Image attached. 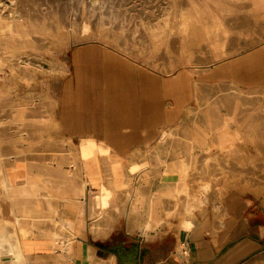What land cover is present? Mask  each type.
<instances>
[{"label": "rangeland", "instance_id": "1", "mask_svg": "<svg viewBox=\"0 0 264 264\" xmlns=\"http://www.w3.org/2000/svg\"><path fill=\"white\" fill-rule=\"evenodd\" d=\"M87 43L104 45L165 77L194 74V95L179 124L132 159L115 160L109 147L74 142L57 128L58 97L71 52ZM258 54L256 63L252 57ZM0 70V154L5 166L33 158L46 142L53 160L61 151L68 166L81 156L83 168L89 159L104 157L112 173L121 174L110 177L111 184L118 185L126 175L132 211L136 204L147 216L146 229L156 227L158 238L174 243L177 255L193 226L211 218L223 221L236 209L244 213L253 208L262 212L259 221L264 223V0H0ZM193 134L196 142L204 137L199 147L192 148ZM175 162L180 167L172 178L186 179L190 198L200 206L182 223L185 195L177 202L164 198L155 223L143 208L148 203L137 201V192L146 187L152 190L149 194L156 193L162 174ZM132 171L139 175L131 178ZM3 172L12 185L8 172L0 176ZM10 227L22 237L28 234L24 225ZM6 232L0 218V246ZM115 237L116 245L123 244L122 235ZM17 247L18 252H0V264H26V252ZM119 249L124 256L126 251ZM171 253L144 252L140 264H175ZM263 257L264 248L242 264Z\"/></svg>", "mask_w": 264, "mask_h": 264}, {"label": "crops", "instance_id": "2", "mask_svg": "<svg viewBox=\"0 0 264 264\" xmlns=\"http://www.w3.org/2000/svg\"><path fill=\"white\" fill-rule=\"evenodd\" d=\"M252 58L259 63L260 54ZM191 73L165 77L104 45L78 46L71 52L70 71L60 87L57 128L61 136L74 142L108 146L115 160L132 159L158 144L165 132L179 124L190 106L186 102L194 95ZM44 144L33 158L6 166L0 154V172H8L13 182L7 185L9 191L0 185V218L8 226L0 252H18L21 245L26 264H119L114 253L119 247L124 252H139V264L144 252H172L175 264H242L264 248V235L260 234L264 223L259 221L262 212L236 209L223 221L211 218L193 226L178 256L173 253L179 252L173 249L174 243L158 238L153 230L156 227L146 229L147 216L138 212L136 205L132 211L128 188L111 184L109 178L121 174H113L104 158L89 159L87 169L83 168V156L68 166L61 151L53 160L51 143ZM137 175L129 173L131 178ZM141 190L146 194L152 191ZM100 209L101 217L94 214ZM25 210L30 220L17 222ZM12 225L26 226L27 236L22 237ZM117 235L125 238L123 244L116 245ZM102 244L109 248L102 249Z\"/></svg>", "mask_w": 264, "mask_h": 264}, {"label": "bare ground", "instance_id": "3", "mask_svg": "<svg viewBox=\"0 0 264 264\" xmlns=\"http://www.w3.org/2000/svg\"><path fill=\"white\" fill-rule=\"evenodd\" d=\"M99 2V1H98ZM4 8V7H3ZM10 13V12H9ZM14 13H16V12H14ZM15 15V14H14ZM21 17V16H20ZM166 26V25H165ZM59 30V29H58ZM59 31H61V30H59ZM49 32H51L50 30H49ZM65 32V31H64ZM60 33V32H59ZM66 33V32H65ZM64 33V34H65ZM9 34V33H8ZM51 36V35H50ZM162 36H163V34H162ZM42 37V36H41ZM46 37V36H45ZM165 37H166V35H165ZM165 37H164V39H165ZM44 38V37H43ZM65 38V37H64ZM153 38V37H152ZM63 39V38H62ZM7 40V39H6ZM60 41V40H59ZM55 43H56V41H55ZM55 43H54V45H55ZM10 64V63H9ZM1 71V70H0ZM8 75V74H7ZM196 91H197V100H198V91H199V88H198V85H196ZM191 112V111H190ZM235 112H237V111H235ZM235 115H237V114H235ZM234 115V116H235ZM234 118V117H233ZM227 119V118H226ZM225 122H228V121H225ZM0 124H1V122H0ZM225 124V123H224ZM204 132H202V134H203ZM194 135V134H193ZM204 135V134H203ZM207 135H208V133H207ZM218 135V134H217ZM205 136V135H204ZM195 137V138H194ZM194 144H193V147L192 148H196V147H199V145L200 144H203L204 143V137L203 136H200V138H201V140L199 141V140H197V142H196V135H194ZM164 139V138H163ZM162 139V140H163ZM220 147H223V142L221 141V139H220ZM94 143V142H93ZM92 145V144H91ZM104 148H108V146H106V145H102ZM100 147V146H99ZM225 149V148H224ZM205 150H207L208 151V147H205ZM222 150V149H221ZM209 153V151L206 153V154H208ZM110 154H111V150H110ZM204 154H205V152H204ZM102 158H104V157H102ZM105 159V158H104ZM193 160H194V157L193 156H191L190 158H189V161L185 164L186 165V167L187 168H189L191 165H192V163H193ZM106 161V159L103 161V162H105ZM184 162V161H183ZM181 163V162H180ZM185 163V162H184ZM179 163L178 162H175V163H172V166H171V168H170V170H168V171H165L163 174H162V177H161V184H160V189L156 192V193H154L153 195H151V194H146L145 192H142V191H140V192H137V196H138V199H137V201L138 202H147L148 203V212H147V214H148V217L150 218V220L151 221H153V222H155V223H157V222H159V220H160V218H159V214H158V209H157V205H159L161 202H162V200L164 199V198H169V199H173L175 202H177L179 199H180V197H181V195L183 194V195H185V200H186V203H185V205H184V210H183V212H182V223L184 222V221H186L188 218V216L190 215V214H192V212H194V210L198 207V206H200L199 204H197L196 203V201H194L193 199H191L190 198V191H189V188H188V183H187V181H186V179H178V180H174L173 178H172V175H173V173L174 172H178L179 171V169H178V167H180L179 165H178ZM84 167V166H83ZM182 167V166H181ZM184 168V167H183ZM74 169H77L76 167L74 168ZM84 169H87V166L84 168ZM182 170V169H181ZM126 175H124L123 176V178L120 180V183L117 185V186H129L130 185V183H129V181L128 180H126L125 177ZM240 178V177H239ZM11 185V183L9 182V179L7 178V176H6V174H4V172L2 173V175L0 176V185H2V187H3V189L4 190H6L7 188H9V186L7 187V185ZM102 184V183H101ZM103 186V185H102ZM10 189V188H9ZM112 189V188H111ZM115 189V188H114ZM8 190V189H7ZM136 190V189H135ZM3 191V190H2ZM9 191V190H8ZM126 191V190H125ZM130 190L128 189L127 190V194H129V193H131V192H129ZM81 192H82V190H81ZM113 192V191H112ZM4 193V192H3ZM9 193V192H8ZM78 193H79V191H78ZM9 194H11V193H9ZM80 194V193H79ZM101 194V193H100ZM6 195H8V194H6ZM42 196V195H41ZM100 196V195H99ZM13 197H15V196H13ZM12 197V198H13ZM46 197V196H45ZM10 198V200H11V197H9ZM34 198V197H33ZM43 198V197H42ZM41 198V199H42ZM96 198H97V196H96ZM95 198V199H96ZM16 199V198H15ZM14 199V200H15ZM18 200H21L20 198H17ZM40 199V200H41ZM94 199V200H95ZM18 200H17V202H18ZM32 200V199H31ZM34 200H36V199H34ZM16 201V200H15ZM15 201H14V203H15ZM28 201V200H27ZM30 201V200H29ZM28 201V202H29ZM45 201V200H44ZM52 201V200H51ZM27 202V203H28ZM36 201H34V203H35ZM46 202V201H45ZM95 202V201H94ZM53 203V202H52ZM16 204H18V203H16ZM36 204V203H35ZM46 204H48V203H46ZM31 205V207L32 206H34V205H32V204H30ZM29 205V206H30ZM136 205V204H135ZM11 206H12V203H11ZM15 206H19V205H15ZM24 206V205H23ZM22 205H21V207H23ZM26 206H28V205H26ZM28 206V207H29ZM55 205H53V207H54ZM27 207V208H28ZM37 206H35V209H37L36 208ZM24 208V207H23ZM55 208H57V207H54V209ZM32 209V208H31ZM34 209V208H33ZM16 210H19V209H16ZM30 210V209H29ZM14 211V210H13ZM21 211H23V210H21ZM28 210H25V212H24V215H23V218L22 219H18L20 216L19 215H17V216H19V217H17V222H24V223H26V222H28L29 220L27 219V213L29 212H27ZM35 211V210H34ZM33 211V212H34ZM15 213V212H14ZM20 214V213H19ZM99 217H101V216H103V213H101V214H99L98 215ZM15 218H16V216H15ZM103 218V217H102ZM99 220V219H98ZM4 221V220H3ZM44 221V220H43ZM49 221V220H48ZM16 222V224H19V223H17ZM68 223H69V220H68ZM22 224V223H21ZM31 224V223H30ZM29 224V225H30ZM99 224V223H98ZM65 225H66V223H65ZM101 225V224H100ZM95 227V226H94ZM101 228V227H100ZM99 228L97 227V230H98ZM94 232H95V230H93ZM53 232V231H52ZM54 233V232H53ZM56 234H58V233H56ZM10 242V241H9ZM8 242V243H9ZM10 244H12V243H10ZM183 244V243H182ZM68 247L70 248V246L68 245ZM14 259L16 260V261H18V256H17V254H14ZM21 256H23V255H21ZM64 256V255H63ZM23 260H24V263H25V257H23ZM262 262V263H261ZM16 263H18V262H16ZM15 263V264H16ZM257 263H261V264H264V257L263 258H261V259H258V261H256V263L255 264H257Z\"/></svg>", "mask_w": 264, "mask_h": 264}, {"label": "trees", "instance_id": "4", "mask_svg": "<svg viewBox=\"0 0 264 264\" xmlns=\"http://www.w3.org/2000/svg\"><path fill=\"white\" fill-rule=\"evenodd\" d=\"M118 258L123 264H136L138 262V256L135 252H129L126 250L125 255H119L117 252Z\"/></svg>", "mask_w": 264, "mask_h": 264}]
</instances>
